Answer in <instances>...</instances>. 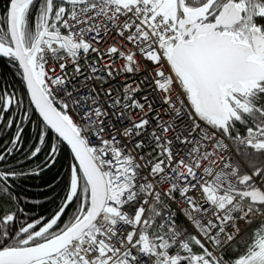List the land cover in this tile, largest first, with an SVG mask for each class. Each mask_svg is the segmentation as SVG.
<instances>
[{"label": "snow or ice", "instance_id": "6c2138e0", "mask_svg": "<svg viewBox=\"0 0 264 264\" xmlns=\"http://www.w3.org/2000/svg\"><path fill=\"white\" fill-rule=\"evenodd\" d=\"M0 264H264V0H0Z\"/></svg>", "mask_w": 264, "mask_h": 264}]
</instances>
